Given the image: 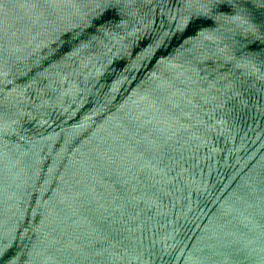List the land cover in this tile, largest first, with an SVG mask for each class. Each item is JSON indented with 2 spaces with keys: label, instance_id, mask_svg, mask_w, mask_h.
Listing matches in <instances>:
<instances>
[{
  "label": "water",
  "instance_id": "1",
  "mask_svg": "<svg viewBox=\"0 0 264 264\" xmlns=\"http://www.w3.org/2000/svg\"><path fill=\"white\" fill-rule=\"evenodd\" d=\"M0 264H264V0H0Z\"/></svg>",
  "mask_w": 264,
  "mask_h": 264
}]
</instances>
